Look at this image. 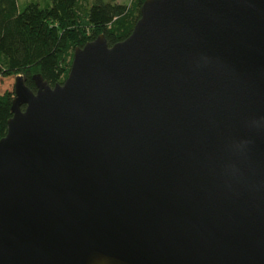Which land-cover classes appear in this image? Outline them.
I'll list each match as a JSON object with an SVG mask.
<instances>
[{
    "label": "water",
    "instance_id": "water-1",
    "mask_svg": "<svg viewBox=\"0 0 264 264\" xmlns=\"http://www.w3.org/2000/svg\"><path fill=\"white\" fill-rule=\"evenodd\" d=\"M33 78L0 139V264H264V0H145Z\"/></svg>",
    "mask_w": 264,
    "mask_h": 264
},
{
    "label": "trees",
    "instance_id": "trees-1",
    "mask_svg": "<svg viewBox=\"0 0 264 264\" xmlns=\"http://www.w3.org/2000/svg\"><path fill=\"white\" fill-rule=\"evenodd\" d=\"M145 0H0V78L23 74L33 91V76L51 85L68 77L77 47L101 34L110 45L126 39ZM15 90L0 93V139L13 116Z\"/></svg>",
    "mask_w": 264,
    "mask_h": 264
},
{
    "label": "rangeland",
    "instance_id": "rangeland-1",
    "mask_svg": "<svg viewBox=\"0 0 264 264\" xmlns=\"http://www.w3.org/2000/svg\"><path fill=\"white\" fill-rule=\"evenodd\" d=\"M123 3H131V0H120ZM18 76L11 75L7 77L0 78V93H4L7 90H15L17 84Z\"/></svg>",
    "mask_w": 264,
    "mask_h": 264
}]
</instances>
